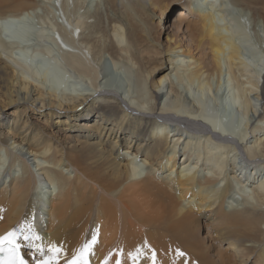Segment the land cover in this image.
Returning <instances> with one entry per match:
<instances>
[{
  "label": "bare ground",
  "instance_id": "1",
  "mask_svg": "<svg viewBox=\"0 0 264 264\" xmlns=\"http://www.w3.org/2000/svg\"><path fill=\"white\" fill-rule=\"evenodd\" d=\"M45 1L0 0V101L17 106L0 115V147L11 156V177L0 187V234L31 218L44 241L63 244L70 257L95 229L89 264H101L110 252L108 264H116L118 254L121 264H131L128 252L145 241L159 264H264V29L256 7L248 0H184L187 15L178 20L196 51L171 37L164 55L172 67L148 82L150 67L136 58L141 50L123 43L116 18L106 44L88 11L87 20L74 22L65 14L70 3L62 0L65 24H59ZM82 6L84 0H75L68 14ZM109 48L140 71L136 103L96 82L98 70L86 63L85 50L97 64ZM74 69L91 86L62 92ZM172 71L176 82L193 88L190 94H182ZM222 76L242 111L237 128L204 104L226 91ZM29 111L55 131L30 122ZM20 243L33 264L32 249ZM177 248L186 255L177 256ZM143 251L139 264H150L151 251Z\"/></svg>",
  "mask_w": 264,
  "mask_h": 264
},
{
  "label": "rangeland",
  "instance_id": "2",
  "mask_svg": "<svg viewBox=\"0 0 264 264\" xmlns=\"http://www.w3.org/2000/svg\"><path fill=\"white\" fill-rule=\"evenodd\" d=\"M7 1L10 3H13V0H7ZM74 1L75 0H68V3H70V5H69L68 9L65 10V14L68 15V17L72 21L75 22V21L80 20V18L87 20L85 12L88 11L89 14L93 15L92 17L88 18V21L90 23H95V22L99 21L98 24L101 27L99 29L100 34L102 33L103 37L107 38L106 44H110L112 42V40H111L112 37L109 36V33H110L111 24L114 22V19L116 18L115 22H117L118 24L120 23L124 29L123 30V40H124L123 43H126L128 45L130 44L129 47H130V49L132 48V51L134 49L137 50L138 52L141 50L139 52V54L136 53V58L138 60L142 59L141 61L146 62L144 64V66H146L145 68L150 67V70L148 69L150 72L148 77H147L148 82L156 81L161 75H164L165 73H167L170 70V66L172 67V64H170V62L167 60V56L164 55V50L168 49L169 48L168 46H170L172 43V41L170 40L171 37L172 38L176 37L177 39L182 40V42L185 43L184 45H187L188 47H190L191 50L196 51L195 42L189 41L188 40L189 39L188 33L184 32L185 31L184 21L182 20L181 22H179V20H178V19L181 20V19L185 18L187 15V11H184L185 10L184 7L186 6L184 0H161L160 2H159V0H157L159 5L157 4L156 0H151V1L150 0L149 1L141 0L138 2H136V0H133V1L132 0H122V1L117 0L118 1V2L116 1L117 5H116V3L110 4L111 6L113 5L112 7L109 5V2L107 4L106 0H84V6L80 7L76 11V13L79 15H77V14L69 15L68 11H69V9H72V4ZM155 1H156V3H155ZM245 1H247V0H245ZM8 2H6V3H8ZM56 2H58V4H56ZM56 2H54V0H46L42 4H49L50 3L52 5V9L55 11L54 12L55 17L60 18V20H58V23L59 24H65V22L63 21V18L60 16V14H62V9H60L59 7H61L62 0H56ZM120 2H122L123 6L120 4ZM149 2H151V3L153 2V3L150 4ZM248 2L251 5L255 6L256 11L259 13L260 18L258 17V20L260 19L261 21L259 20L260 25L258 26V28H260V26H261V28L264 29V27H263V25H264L263 24V21H264V19H263L264 18V12H263L264 11V0H248ZM124 3H126V5ZM160 3H161V5H160ZM165 3H167L166 7L161 10L162 6ZM10 5L12 6L13 4L8 3L5 6L7 8H10L11 7ZM97 5H99L101 8H98L99 6H97ZM108 5L111 8H109ZM134 5L136 7H134ZM62 6H63V4H62ZM202 6L204 7L203 4H202ZM124 7H126V10ZM97 8L99 10L98 12H96ZM94 9H96V10L93 12ZM118 10H119V12H118ZM39 11L41 14L42 13L41 11H43L41 9V7L39 8ZM106 11H107V13H106ZM124 11H126L125 14H124ZM95 12L98 14H96ZM127 12H129V14ZM130 12L132 15L130 14ZM104 13H105V15H104ZM249 14H248L249 20L248 19L247 20H248V23L250 21L251 24H250L249 28H251L252 23H253V19H252L253 14L251 13V11ZM106 15H108L109 17ZM125 15L128 17H126ZM141 15H143L144 17ZM97 16H98V19L100 17L99 20H97V18H96ZM105 16H106V18L107 17L108 18L106 19ZM140 16H141V18H139ZM112 17H114V19H112ZM142 18H143V20H142ZM105 19L108 20V22ZM111 19H112V21H111ZM109 20L111 23L109 22ZM53 22H54V20H53ZM100 22H101V24H100ZM99 25H98V28H99ZM108 26H110V27H108ZM142 26L145 28L143 29ZM67 27H69V26H67ZM179 28L181 31L179 30ZM103 29H105V31ZM131 29H133V30H131ZM142 29H143V32L140 33V31H142ZM78 31L79 32L81 31L80 27L78 28ZM103 33L104 34L106 33V35H104ZM144 34H146V35H144ZM107 35H108V37H107ZM59 38H60V41H62L60 36H59ZM107 40H108V42H107ZM126 41H128V42H126ZM238 41H239V43L241 42L240 44L243 47L242 38H241V40L238 39ZM133 42H134V44H133ZM140 43H142V44H140ZM110 49L111 48H109L106 52H104V55L101 58L102 60L100 61V63L97 62V64H96V60L92 59L91 53L87 54V52L85 50V56L87 59L86 63L92 69L98 70L99 74H98V78H97L96 82L100 83V85H104V84L105 85L108 84L109 86L111 85L110 87L112 89H114L115 91L118 90L119 91V92L117 91L118 93L121 92L120 95L122 98L124 97V99H125V96H127V97L130 96V98H132V100H134L133 103H136L135 101L140 99V97H135L138 94L137 93V85H139L140 84L139 82L141 81L140 71L138 72L139 69H137V66L133 67V66L129 65V63L126 61L125 58H123V59L117 58L116 57L117 55L113 52L112 49L111 50ZM111 51H112V53H111ZM55 53H57V49H56V46L54 45L51 48V55L55 54ZM249 53L250 52L247 51V54H249ZM252 54H251V56H253ZM173 59H175V58H173ZM166 61H168V62H166ZM158 66L160 68H158ZM128 67H129V69H128ZM71 70H73V68H71ZM151 70H152V72H151ZM154 70H155V72H154ZM138 73H139V75H138ZM152 74H155V75H152ZM173 74H174V71L171 72L172 79L174 80V83H176V85L178 86L180 91H182V94H190L193 91V88L188 86V84H186L184 81L183 82L182 81L176 82L178 80H175V78H173ZM54 75L55 74L51 73L50 76H52V78L49 76L51 82L53 80ZM86 79H87V81H85L83 77L81 79V76H79L78 71L74 69V71L72 72V75L70 77L71 81H69L67 84H65V87L61 91L65 92V93H71V92L75 93L76 92L75 89L78 87L82 88V86H91V79L90 78H86ZM226 80H227V76L221 77L222 87L223 88L226 87V89H225L226 91H224V94L222 93V95H221V92H222L221 90H223V89H220V91H218V93L214 97H207L208 99H207V101H204V104H205V107L208 108L206 110L211 112V115H214V116L218 115L217 117L223 116L222 119H224L226 121L225 123L228 126L233 125L235 128H237V126L241 122L242 111H241V108L238 107L239 104L235 103L232 90H230L228 92V89H230V87H227L228 83L226 82ZM51 82L48 84L49 85L52 84ZM223 82H224V84H223ZM259 83H260V85L262 83L261 77L259 79ZM48 84L46 85L47 87H49ZM53 87H56V85H53ZM3 90H4V88L3 89L0 88V95L4 96L2 98L5 99V95H3L1 92ZM61 91L59 90V92H61ZM86 91H88V90H86ZM214 92H215V90H214ZM163 99H164V97H163ZM193 99L198 100L195 97L191 98V100H193ZM212 99H214L215 101L214 100L212 101ZM5 101H7V100H5ZM255 101H256L255 102L256 107L257 108L260 107L258 109V111H260L261 108H263L262 107L263 101L259 100V99L255 100ZM258 101H261V103ZM4 104L5 103L0 101L1 106ZM236 104H238V106H236ZM184 106H185V104L182 106V108ZM167 107H173V106L167 105ZM16 108H17L16 104L12 105V103H8L7 105L2 106V110L0 112V115H6V117H8L9 116L8 113L11 112L12 109L15 110ZM28 115L30 116V119H29L30 122L36 123V125H38L40 127L43 125L45 127L48 126V127H46L48 129V131H50V130L55 131V129H52V126L47 121H44V119L42 117L38 116L37 114H34V113L29 111ZM224 116H225V118H224ZM10 117H11V114H10ZM151 120H153V118ZM227 125H225V126L227 127ZM44 126H43V128H44ZM25 148L22 147V149H24V150H25ZM24 150H22V151H24ZM12 152L15 154H18L20 156L22 155V157H24L25 159L28 157L27 154L26 155L20 154V149L18 150V149L12 148ZM32 159H33V157H29L28 160H26V161H27L28 165L31 166V169L36 171L37 167H35V163L33 164ZM10 161H11V156H10L9 149L7 147L5 148V146H1L0 147V166L2 168H1V172H0V175H1L0 187L3 184V182L4 183L8 182L9 178L11 177V174L9 173V170L11 168L10 167ZM178 161H180V159ZM248 161L249 160H246V162H248ZM248 163H252V162H248ZM16 164H17V162H16ZM6 179H8V180L5 181ZM5 184H7V183H5ZM237 197L239 199H241L240 195H238ZM203 228L201 229V232H200V235H202V236L206 235V232H207V229H205L206 227H203Z\"/></svg>",
  "mask_w": 264,
  "mask_h": 264
},
{
  "label": "snow or ice",
  "instance_id": "3",
  "mask_svg": "<svg viewBox=\"0 0 264 264\" xmlns=\"http://www.w3.org/2000/svg\"><path fill=\"white\" fill-rule=\"evenodd\" d=\"M23 240L27 246L32 249L33 264H89L88 257L93 254V246L97 243V230L92 231L90 240H84L78 247L74 248L70 257L66 255L63 244L58 245L52 241H44V238L37 231L31 218L21 220L16 226L0 234V264H29V261L21 253V243ZM143 248H149L151 251L150 264H159L156 252L151 249L147 241L143 246H137L134 251L128 252V258L131 264H139L140 257L146 255ZM122 251V250H121ZM39 254L37 257L36 254ZM110 252L105 256L101 264H108ZM177 256L186 255L179 248L176 249ZM116 264H121V260L116 259ZM173 264L175 262L173 261Z\"/></svg>",
  "mask_w": 264,
  "mask_h": 264
}]
</instances>
